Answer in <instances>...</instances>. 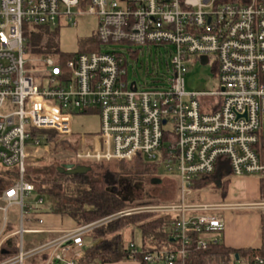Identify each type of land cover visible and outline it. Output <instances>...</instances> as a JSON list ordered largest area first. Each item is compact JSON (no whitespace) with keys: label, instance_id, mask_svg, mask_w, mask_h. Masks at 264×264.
<instances>
[{"label":"built area","instance_id":"built-area-1","mask_svg":"<svg viewBox=\"0 0 264 264\" xmlns=\"http://www.w3.org/2000/svg\"><path fill=\"white\" fill-rule=\"evenodd\" d=\"M84 15L98 18L100 46L165 48L173 66L169 86L130 80L128 57L136 59L137 50L100 49L64 62L59 55L32 56L34 32L76 25ZM198 62L213 63L217 92L186 91L185 75ZM92 113L100 119L99 134L88 147L84 139L71 160L131 163L142 156L176 179L180 203L133 202L98 222L60 231L30 252L23 249L28 231L22 226L18 253L0 264H24L36 255H46L45 264H79L95 242L85 241L92 230L140 215L178 220L167 229L178 247L145 251L132 241L128 262L140 264L143 256L147 264H192L189 247L222 243L229 209L194 202L203 192L194 189L195 181L224 167L222 161L231 177L264 178V0H0V167L18 174L1 194L3 212L18 206L25 218L32 208L26 199L36 187L27 165L53 144L40 132L70 138L74 118ZM43 205L38 198L34 209ZM8 238L0 233V255ZM231 264H264V253L236 256Z\"/></svg>","mask_w":264,"mask_h":264},{"label":"trees","instance_id":"trees-1","mask_svg":"<svg viewBox=\"0 0 264 264\" xmlns=\"http://www.w3.org/2000/svg\"><path fill=\"white\" fill-rule=\"evenodd\" d=\"M50 29L40 28L31 35L33 52L37 55L60 56L62 61H67L74 55L59 53L56 47L55 35ZM100 43L89 48L87 52L100 51ZM47 136V142L60 141V136L55 132H40ZM79 139L75 134L70 140H62L59 143L61 149L77 151ZM221 169L206 178L195 181L194 189L220 191L225 198L231 184V172L227 161ZM47 164L43 166L27 165L29 170H34L33 175L27 173V179L36 187L39 198L48 196L53 199L51 214L71 219L76 227L86 226L131 206L117 193L120 190L121 181H144L159 174V166L148 163L142 156L133 162L121 163H90L86 167L91 170L85 174L62 173L65 164L56 167ZM76 166V165H75ZM77 167V166H76ZM98 168V169H97ZM18 174L15 169L6 170L0 167V195L15 183ZM261 198L264 201V178L260 185ZM160 202V201H156ZM48 214V213H47ZM174 221L171 217H154L150 215L132 216L121 220L107 222L92 230L87 236L95 242L86 250L85 257L79 264H117L129 259L128 248L124 243L123 231L130 227H136L141 232V244L145 251L163 249H176L177 243L167 236L169 224ZM4 248L10 251H19V238H10L5 242ZM192 264H231L236 256L263 254L264 251L234 250L226 247L223 243L213 245L207 250H197L195 246L189 247ZM11 256L0 255V260H6ZM46 256L41 261L45 263ZM140 264L144 262L143 256H138Z\"/></svg>","mask_w":264,"mask_h":264},{"label":"rangeland","instance_id":"rangeland-1","mask_svg":"<svg viewBox=\"0 0 264 264\" xmlns=\"http://www.w3.org/2000/svg\"><path fill=\"white\" fill-rule=\"evenodd\" d=\"M75 22L76 25H61V27H59L58 29H50V32L57 33L54 34L56 41V47L54 49H58L59 53L61 54L77 55L80 53H85L89 48L94 47L98 42L99 20L96 16L84 15L76 17ZM100 47L104 52L123 51L124 53H126L129 49L137 50L138 57L136 59L128 57V73L130 80L138 81L140 85H147L148 87H153L155 85L161 87L169 86L168 80L171 79L173 66L171 64V56L167 55L165 48H160L161 50L159 51L155 47H137L130 44ZM32 56L38 58V55L35 51L32 53ZM50 57L56 59L55 56ZM218 87L219 81L213 63L210 65H202L200 62H198V64H196L195 66L190 67L189 71L185 75V88L188 93H214L217 92ZM72 128L75 137L79 139V143L76 148L78 151L83 147L84 139L87 140L88 147L92 142L93 137L98 136L100 130V119L96 113L78 115L73 120ZM167 129H171V126H168ZM72 137H60V141L70 140ZM60 141H54L51 149H49L50 152L46 153L41 158V160L33 163V165L43 166L51 164L56 167L58 164H65V166L76 165L80 167L86 166V164H90H77L75 160H71V157L76 151L61 149L59 147ZM34 170L35 169H30L28 174L34 176ZM152 178L149 177L143 181L145 192L141 196L133 199V202L137 203L142 201H160L161 203H180L181 197L177 190L176 179L170 177L162 170L160 171L158 178L161 179V183H152ZM241 189L244 190V188ZM203 193L210 194L214 193V191L205 190L203 191ZM38 197L39 196L36 192L33 193L30 198L26 199V205L30 203L32 207H34L36 205ZM42 199L44 201V205L41 206L40 209L43 210V212L51 215L54 204L53 199L48 196H43ZM199 199V196L196 197L194 199V202H199ZM216 200L218 201V199ZM218 202L220 203V201ZM221 202H225V200ZM187 203H190V201H187ZM208 203L215 204V202ZM5 206L6 205L0 200V207ZM5 219H7V224L12 230L20 231L23 224L24 228H27V221L25 218H23L20 207L14 206L12 208H9L7 213L0 211V233L3 230V226L6 221ZM10 230L8 231V233L10 232ZM122 235L124 243L127 247L132 241H135L138 245L141 244V232L136 227L125 229ZM85 241L89 242L88 240ZM125 262L128 261H124L123 264H126ZM24 264H28V261L26 260Z\"/></svg>","mask_w":264,"mask_h":264},{"label":"crops","instance_id":"crops-1","mask_svg":"<svg viewBox=\"0 0 264 264\" xmlns=\"http://www.w3.org/2000/svg\"><path fill=\"white\" fill-rule=\"evenodd\" d=\"M230 180L231 184L225 198L220 191H214L210 194L202 192L199 202H215V204L226 205L229 208L223 212L224 230L221 234L222 243L226 247L234 250L264 251V201L260 193L261 178L256 176L230 177ZM241 188H244L245 191ZM223 200L225 202H221ZM28 205L32 207L30 203ZM0 211L2 210L0 209ZM27 211L25 217L27 228H24V224L23 228L28 232L22 236L25 252H30L51 240L57 239L60 236V231L76 227L71 219L53 214L49 215L40 208L34 209L32 207ZM40 221H42V224ZM10 229L8 224L5 229L3 226L1 231L3 237H9L7 240L18 237L21 240V236L16 235L19 230ZM85 239L91 240L88 236ZM3 253L13 257L18 252L4 248ZM42 256L46 255H36L28 258V264H45L41 261ZM125 263L131 264V262ZM132 264L135 263L132 262Z\"/></svg>","mask_w":264,"mask_h":264},{"label":"flooded vegetation","instance_id":"flooded-vegetation-1","mask_svg":"<svg viewBox=\"0 0 264 264\" xmlns=\"http://www.w3.org/2000/svg\"><path fill=\"white\" fill-rule=\"evenodd\" d=\"M145 192L144 183L142 181L124 180L117 191L122 197L133 200L141 196Z\"/></svg>","mask_w":264,"mask_h":264},{"label":"water","instance_id":"water-1","mask_svg":"<svg viewBox=\"0 0 264 264\" xmlns=\"http://www.w3.org/2000/svg\"><path fill=\"white\" fill-rule=\"evenodd\" d=\"M166 122H164V124H165ZM66 169V170H65ZM65 169H61V172L62 173H64V172H66V173H69V174H85V173H87V172H89L91 169L90 168H88V167H84V166H82V167H75L74 165H68V166H66L65 167ZM122 181H121V185H122ZM152 183H157V184H159V183H161L159 180H157V181H152ZM118 195L120 196V197H122L119 193H118ZM122 199H124L126 202H133V200H130V199H126V198H124V197H122ZM237 258H238V256H237Z\"/></svg>","mask_w":264,"mask_h":264}]
</instances>
